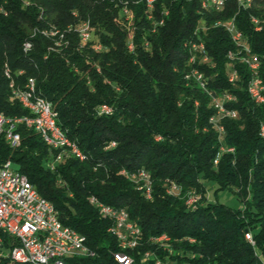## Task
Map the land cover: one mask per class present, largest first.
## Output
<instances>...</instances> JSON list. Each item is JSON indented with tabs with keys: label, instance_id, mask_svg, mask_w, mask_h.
Instances as JSON below:
<instances>
[{
	"label": "trees",
	"instance_id": "obj_1",
	"mask_svg": "<svg viewBox=\"0 0 264 264\" xmlns=\"http://www.w3.org/2000/svg\"><path fill=\"white\" fill-rule=\"evenodd\" d=\"M201 2L159 0L149 16L144 0H0V114L31 115L13 90L33 81L36 96L51 103L57 124L84 152L80 158L67 147L56 149L19 123L16 145L0 132V165L11 158L60 219L86 236L95 253L72 261L120 264L112 219L89 198L96 195L123 206L142 229L140 245L125 249L136 258L137 251L155 248L152 235L165 232L173 252L157 251L179 264H264V100L252 97L244 54L229 56L238 46L217 24L229 19L244 32L264 83V19L258 18L261 29L252 20L264 17V0L247 7L226 0L221 9ZM200 20L206 27L193 37ZM84 24L92 30L87 40ZM202 37L211 62L192 66L203 69L208 88L187 78L189 43ZM27 40L32 45L25 49ZM224 91L234 95L226 105L238 115L224 116L221 131L211 120L217 113L212 93ZM102 104L111 110H101ZM61 150L65 157L56 160ZM142 169L145 184L151 177L150 197L137 183ZM225 188L243 206L219 200L217 192ZM195 193L200 198L189 205ZM0 235V264H22L2 248L16 238L2 230Z\"/></svg>",
	"mask_w": 264,
	"mask_h": 264
},
{
	"label": "built area",
	"instance_id": "obj_2",
	"mask_svg": "<svg viewBox=\"0 0 264 264\" xmlns=\"http://www.w3.org/2000/svg\"><path fill=\"white\" fill-rule=\"evenodd\" d=\"M144 1L147 6L148 15H155V9L157 8V2L159 0ZM204 1L208 2V0ZM237 1L241 6L246 7L247 0ZM224 4V0H218L219 7H223ZM168 11L169 9H167V13ZM205 27L204 20H200L198 26L194 30L193 37L202 36L201 29ZM262 27L263 26L256 27V29H261ZM226 30L230 33L232 39L238 46V51L231 49L229 51V56L234 57L236 54L241 53H249L252 56V64H248L252 72L248 89L255 101L260 102L264 91V84H259L258 82V62L254 61L252 48L244 32L237 31V24L234 25L233 28ZM86 33H88L89 39L92 30ZM62 41L63 38L60 42ZM31 45V41L27 40V44H24V48L28 49ZM97 46L100 47V45ZM129 46L131 48L133 47L132 41L129 43ZM195 52L203 53V62H211V56L203 37L201 49H192L188 54L190 77L187 78L194 77L197 81L202 83L203 87L208 88L204 83L203 69L194 68L192 66V58ZM6 74L10 77V83L13 85V77L9 67L6 68ZM234 75H237L236 69L230 73V79H232ZM29 94L28 91H21V89H19V97H24L29 101ZM233 98L234 95L229 91H224L220 94L212 93V100L220 101V109H217V113L211 116V120L221 131L224 129L221 122L224 116H237L234 109L226 105V101ZM100 108L107 112L111 110V106H105L104 104H102ZM52 111H56L53 106H51V110H41L39 105H35V114L32 116L21 115V121H4L2 116H0V132H4L11 144L16 145L21 140V133L17 130V124L24 123L26 126L32 127L33 124L38 122L37 114H44L45 125L53 130L54 135L61 136V131H55L53 128ZM262 132L264 133V125L262 126ZM65 143H68L66 138ZM230 149H232V147H230ZM76 152L79 157L84 158V152L82 150ZM63 157L65 156L62 155V158ZM215 161H218V157L215 158ZM51 166L54 167V165ZM139 174L148 173L142 169ZM140 188L145 191L147 196L152 195L150 175L149 182L147 184H142ZM193 197H200V194L197 193ZM89 198L91 202L100 209L103 215L112 219L109 230L115 234L119 243L129 244V248L132 249L135 244L141 243L142 229L137 228L134 224H129L128 215L124 213L123 206H115L106 203L100 200L96 195H91ZM187 203L191 205V199H187ZM0 230L16 238L17 242L11 241V245L7 247L9 250L4 251L6 255H15L16 260L25 256H33L39 259L43 264H82L72 261V259L76 257L78 259L80 256L95 253V251L91 250L87 238L79 231L72 230L71 225L65 224L60 219L59 215L52 209L50 201H47L46 196L38 190L26 173L17 168L11 158H8L0 165ZM161 236H170V234L162 232L152 235V243L155 248L152 249L151 254L141 255V260L125 258L122 256V252L114 251L113 253L118 254V262L120 264H179L174 258L170 257L169 254L163 256L157 251L162 248L168 250L170 253L173 252V245H161ZM250 240L254 242L251 233ZM3 242L4 239L2 235H0V247L3 245Z\"/></svg>",
	"mask_w": 264,
	"mask_h": 264
},
{
	"label": "bare ground",
	"instance_id": "obj_3",
	"mask_svg": "<svg viewBox=\"0 0 264 264\" xmlns=\"http://www.w3.org/2000/svg\"><path fill=\"white\" fill-rule=\"evenodd\" d=\"M149 1H156V0H149ZM226 2V0H224ZM253 3V0H247L246 1V7L250 6ZM202 6L204 7H216L217 9H221L222 7H219L218 5V0H208V2L202 0ZM253 22L255 24H257V27H260L259 23V19L256 17L252 18ZM224 25L226 26V29H231L234 27V25H236L232 20H228L226 22H224ZM90 30L89 26L84 24L81 28V35L83 37V39H88V32ZM237 31L241 32L238 27H237ZM202 46V41H196V42H191L189 43V49L190 51H192V49H201ZM241 54H245V55H241L242 59L247 63V64H252V56L249 53H241ZM198 55V56H197ZM254 55V54H253ZM197 57H200L201 60H203V53L202 52H195L194 57L192 58V60L194 61ZM235 57V56H234ZM254 61L258 62L257 63V70L259 71V67H260V62L259 59L255 56H253ZM236 77V75H234L232 77V79H234ZM258 82L259 84H264L262 82V80L259 78L258 76ZM202 84V83H200ZM13 86V85H11ZM21 91H28L29 94V101L27 99H25L24 97H19V89L16 88L13 90L14 94L16 95V97L21 101V103L29 108L32 112L31 115H26V116H32L35 114V105H39L41 110H51V103L46 101L44 98L36 96L35 94V84L33 81H30L25 88H22ZM264 92V91H263ZM264 94V93H263ZM264 100V96L262 95L260 101ZM106 106V105H105ZM0 116H2V119L4 121H21V117L20 118H16V119H7L5 116H3L2 114H0ZM56 116L57 113L55 111H52V120H53V128L55 131H61V136L60 135H54V132L51 128H48L45 125V115L44 114H37V121L35 124L32 125V128H35L36 130H38L43 139L50 144L52 147L56 148V149H60V148H66L71 150V152L73 154L78 155V153L76 151H80L77 146L70 141V139L65 135V133L62 131V129L60 128V126L57 124V120H56ZM64 136V137H62ZM65 138L68 141V143H65ZM56 143V144H55ZM62 155L65 156V153L63 150L59 151L56 155V160H60L62 159ZM79 157V156H78ZM81 158V157H80ZM147 175V174H145ZM174 187V186H172ZM176 189V187H174ZM171 189V188H170ZM151 196V195H150ZM148 196V197H150ZM197 198L200 197H192L191 201H195ZM47 201H49L47 199ZM51 203V207L54 210V212L56 213L55 207L53 205V203L50 201ZM124 213H126L128 215V213L126 212V210L124 209ZM57 214V213H56ZM128 219H129V224H134L137 228H140V226L138 224H136L133 220L130 219L129 215H128ZM72 230H75L73 228H71ZM83 235V234H82ZM84 236V235H83ZM86 237V236H84ZM247 237L250 239V233H247ZM152 238V237H150ZM171 242V238L169 236H161V245H170ZM122 250L118 251V252H122V256L125 258H133V260H141V255H149L151 254L152 251H145V252H141V251H137V254L139 256V258H136L135 256L131 255L130 253L126 252L125 249L129 248V244H125V243H119ZM140 245V243L135 244V246L133 247V249L136 248V246ZM132 249V248H130ZM132 249V250H133ZM116 260L118 261V254L114 253ZM89 255H93V254H89ZM12 256V258L19 263H27V264H43L42 262H40L39 259H37L36 257L33 256H25V257H21L18 260H16L15 255H10Z\"/></svg>",
	"mask_w": 264,
	"mask_h": 264
},
{
	"label": "rangeland",
	"instance_id": "obj_4",
	"mask_svg": "<svg viewBox=\"0 0 264 264\" xmlns=\"http://www.w3.org/2000/svg\"><path fill=\"white\" fill-rule=\"evenodd\" d=\"M202 4V2H201ZM203 5V4H202ZM204 7V6H202ZM204 8H208V7H204ZM253 17H256V18H259L260 20L263 21L264 17L263 18H260L258 16H253ZM252 17V18H253ZM229 20V19H228ZM228 20H224V21H218L217 24H221L223 25L225 28L226 26L224 25V22L228 21ZM254 23V22H253ZM256 26V25H255ZM240 55V54H239ZM245 55V54H244ZM199 59H195L194 61L192 60V64L195 63L196 61L198 60H201L200 57H198ZM241 58V57H240ZM242 59V58H241ZM243 60V59H242ZM213 103L215 105V107L217 109H220V101L218 100H213ZM236 115H238L237 112H235ZM113 143V142H112ZM136 179H137V183H139V187L142 185V184H145L146 183V177H145V174H139L138 176L136 175ZM142 179V180H141ZM142 181V182H141ZM171 191L173 192H178L177 189H175L174 187L171 186ZM196 194V193H195ZM194 195V194H193ZM209 195H212V197H215V193L213 191V189H211L210 191V194ZM195 196V195H194ZM217 197L219 200L221 201H224L234 207H240V206H243V201L237 196L236 192L233 190V189H230V188H225V189H220L218 190L217 192ZM3 250L5 251H8L9 249L7 247H2ZM260 255L262 257V259L264 260V252L260 251ZM24 264V263H23Z\"/></svg>",
	"mask_w": 264,
	"mask_h": 264
}]
</instances>
